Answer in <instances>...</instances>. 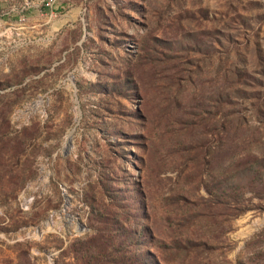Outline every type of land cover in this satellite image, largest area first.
Instances as JSON below:
<instances>
[{
    "label": "rangeland",
    "instance_id": "obj_1",
    "mask_svg": "<svg viewBox=\"0 0 264 264\" xmlns=\"http://www.w3.org/2000/svg\"><path fill=\"white\" fill-rule=\"evenodd\" d=\"M0 264H264V0H0Z\"/></svg>",
    "mask_w": 264,
    "mask_h": 264
},
{
    "label": "trees",
    "instance_id": "obj_2",
    "mask_svg": "<svg viewBox=\"0 0 264 264\" xmlns=\"http://www.w3.org/2000/svg\"><path fill=\"white\" fill-rule=\"evenodd\" d=\"M125 79L126 78H124L122 81H120L121 84L124 82ZM7 82L9 83V81H7ZM7 82H4V84L7 85L8 84ZM17 82H20V80L18 79ZM92 85H95L97 87V89H101V87L98 86L97 83H92ZM246 173H247V170L246 171L243 170L241 173H239L238 180H240L243 177H245ZM236 180H237V176H236V174H234V175L231 176V178L228 181H226V185L224 186V180H220V178H219L218 183L222 182V184L219 187H217L215 189V191H214V194L219 195L218 199L220 198V196L222 194H227V196H231V197L233 196V194L235 192V185L237 183ZM219 203L220 204H223V203L225 204V201L223 199H220ZM132 261L140 262V261H142V259L139 256V257L134 258Z\"/></svg>",
    "mask_w": 264,
    "mask_h": 264
}]
</instances>
